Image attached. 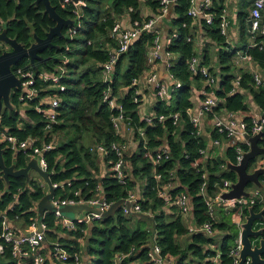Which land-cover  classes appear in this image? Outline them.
<instances>
[{"label":"trees","instance_id":"trees-1","mask_svg":"<svg viewBox=\"0 0 264 264\" xmlns=\"http://www.w3.org/2000/svg\"><path fill=\"white\" fill-rule=\"evenodd\" d=\"M51 2L62 17L73 19L75 23L63 28L64 37L55 36L52 39L54 45L60 46L59 49L47 48L41 52L47 60H36L38 70L33 68L28 58L21 59L13 67L16 74L19 68L35 72L33 87L38 90L37 97L28 101L26 107L32 122H25L20 118L19 109L23 107L24 102L19 98L21 90L15 89L11 95L14 108L3 109L0 126L19 139L37 138L38 144L41 141L50 142L54 135L57 136L58 145L45 154L48 170L53 183L69 181L71 184L56 189V196H73L76 190H80L81 197L91 199L98 197L102 190L104 200L113 204L121 198L129 197L130 190L140 180L146 179L139 205L142 213L150 214L153 218L126 214L121 207L113 216L94 220L89 225L77 224V228L69 232L72 237L64 238L60 234L67 233L66 230L57 224L54 214L48 213L44 217V222L49 227L47 240L52 243L60 242L74 254L81 249L77 239L85 237L89 244V253L96 255L93 264H116L117 255L127 254L132 249L135 251L125 258L123 263L139 261V264H152L148 250L154 221L156 241L162 249V255L176 257L175 264H210V260L217 255V246L221 263L232 264L229 251L239 234L236 221L239 218L244 219L248 208L241 211L235 208L231 212L221 209L218 212L220 218L214 221L213 228L216 230L215 235L222 233L219 244L216 237L202 232L189 235L188 227L178 208L173 203H166L159 195L162 184L174 183L168 191L170 196L173 198L179 193H185L192 205L196 226L203 225L210 220L206 197H214L222 187L224 179L232 182L237 180L236 172L228 169L227 163H236L237 146L248 149L246 143L233 142L214 128L213 141L224 138L228 146L224 157L213 154L209 140L203 134H197L191 121L190 109L194 106L193 88L200 89V84L205 81L201 74L191 72L188 63L197 55L194 45L195 33L191 26L194 18L188 14L191 0H175L172 16L169 17L171 28L166 52L178 56V60L170 66V72L182 82V86L175 90L169 102L157 97L155 103V116L180 113L181 127L174 124L172 118L162 122L156 118L154 123H147L139 111L141 102L135 101V86L132 84L151 66L149 52L157 37L156 32H141L131 42L127 52L120 56L110 81L105 82L103 78L104 63L118 47L117 40L111 37V30L117 18L125 13L130 15L132 22H142L141 0H86L87 5L82 8L80 19L76 18L75 5L72 2ZM146 3L153 9L155 16L161 13V0H146ZM214 10L218 12L220 8L215 7ZM79 22L81 24L77 26ZM218 22L216 19L209 25L205 20L202 21L211 38L224 47L220 49L218 56L221 78L216 87V95L220 103L208 112L206 117L211 123L216 114L226 109L243 112L246 121L251 122L253 114L244 101V95L240 91H232L233 80L238 76L240 87L246 89L260 108L264 109V77L261 84H257L253 73L245 68L233 71V58L237 51L228 46ZM54 25L55 22L44 12V5L37 4L36 0H0V32L6 29L9 37L17 39L26 47L34 42V33L40 38H45L49 28ZM73 27L78 29L71 37L69 32ZM255 41L257 46L246 44L244 51L251 55L264 72V37H258ZM6 49L7 46L0 42V53ZM64 59L66 62H63ZM200 62L201 65H209L210 57L207 52ZM58 66H63L66 70L60 79V84L65 86L64 91L52 88V82L39 78L41 72H58ZM124 88L128 91L122 96ZM109 90L111 98L122 105L125 121L133 129L134 139L138 141L135 151L123 154L126 164L124 183L120 182L113 169L119 156L117 151L112 149V145L116 143L123 146L125 142L114 126V118L119 115V110L111 108L104 100V94ZM47 95L60 98L57 123L52 124L50 130L46 129L45 115L38 110L41 99ZM201 98L204 99L205 95ZM88 140H94L107 149L105 158L112 172L102 179L96 176L99 171L97 157ZM260 144L264 145V139ZM163 145L167 146L170 155L155 165L151 156ZM201 150L206 152L202 154ZM4 158L7 165L15 163L18 168H22L26 166L29 154L19 152L17 158L13 159L12 152L5 149ZM158 175L161 178H158ZM10 180V185L7 186L0 168V211H5L14 224L25 231L36 220L37 204L48 192V188L41 180L32 178L27 185L23 176L11 177ZM251 186L253 184L249 185ZM166 207L173 213L166 212ZM255 210L259 211V206L256 205ZM230 213L236 217L235 220H231ZM1 234L0 219V237ZM183 235H189L185 246L179 242V237ZM4 246V252L0 253V264H17L11 246L7 243H4ZM52 252L51 259H46L45 264H76L74 258L60 261Z\"/></svg>","mask_w":264,"mask_h":264},{"label":"built area","instance_id":"built-area-1","mask_svg":"<svg viewBox=\"0 0 264 264\" xmlns=\"http://www.w3.org/2000/svg\"><path fill=\"white\" fill-rule=\"evenodd\" d=\"M72 2L75 5V15L77 19H80L82 16V8L87 5L86 0H79L78 2H74L73 0H65L64 3ZM171 0H161V13L157 16L149 18L146 21L133 22V28L131 29H123L122 26L116 22L113 29L111 30V37L117 40L118 47L111 52V56L109 59L104 63L103 68V78L105 82H109L114 71L115 65L118 62L120 56L127 52L129 45L131 42L136 39L141 32L148 31V32H156L157 37L155 39L154 45L151 47L149 52V58L151 65L155 63L157 60H161L163 58V54L161 52L162 44L160 41V36L158 31L156 30V23L159 19L164 18L169 11V5ZM175 2V0H174ZM215 6L212 0H206L205 2L201 3L199 6H195L194 0H191V7L189 9L188 14L192 16L194 19L202 18L205 22L209 25L213 24V22L217 19L219 20V27L221 34L227 38V31L230 25V20L228 17L227 9L221 8L220 11L216 12L214 10ZM252 16V31L254 33L260 32V34L264 37V0H255L254 6L251 10ZM80 22L77 26H80ZM78 27H73L70 29V36L72 37L77 33ZM227 42V40H226ZM257 46L258 44H253ZM263 45L260 46L262 48ZM69 49V47H66ZM168 59L172 57V53L165 52ZM241 58L247 61L253 60L251 55L247 52L241 53ZM66 62V59L63 60ZM189 68L191 72L194 74H201L207 83V88L203 91L205 98L203 99L202 107L198 110V114L194 115L191 114V121L194 124L195 129L197 130V134H202L201 129V116H205L208 112H211L214 108L218 106L220 103L219 98L216 95V83L217 77L214 75L211 70L205 66L201 65L200 58L195 55L189 60ZM173 63H169V67L172 66ZM66 72L63 66H58V72H41L39 74V78H41L45 82H52L51 87L54 89H59L60 91L65 90V86L60 84V79L63 74ZM17 76L22 80V90L20 91V100L24 102L25 105L28 104V101L34 100L37 97L38 90L33 87L35 84V72L30 70H23L19 68L17 70ZM171 76L175 79L174 85L169 89L163 82L158 80V77L155 73H152L148 76L147 81L150 84L155 86V94L156 97L160 98L161 100L169 101L171 100L173 93L175 90L182 86V82L177 80L174 75L171 73ZM255 80L257 84H261L262 79L259 74H254ZM138 80L135 79L133 81V86H135V101L141 102L142 101V91L139 88ZM240 88V81L237 79L234 83V91H239ZM104 100L109 103L111 108H116L119 110V115L114 118V126L116 129L119 128L121 122L125 121V115L122 109V105L117 104L116 100L111 98L110 90L105 92ZM60 103V98L57 96L51 95V101L46 106V108L42 109L40 106L38 110L42 112L47 120L46 129L50 130L52 124L57 123V117L59 115L57 108ZM141 104V103H140ZM140 106V105H139ZM191 111V110H190ZM224 111V110H222ZM221 111V112H222ZM221 112L216 114L213 119V126L216 128L219 133L226 135V138H230L233 142H242L248 145V149H244L242 146H237V156H236V163L239 164L244 154L250 149V142L245 137L247 134L250 136H254L260 133L264 128V118L262 114H264V109L261 112L260 116L252 117L251 122H247L245 117L246 115L243 112H239L241 115H244V119L240 123L237 122L233 118L235 111H229L230 118L224 120L221 117ZM141 113V112H140ZM142 115V114H141ZM180 113L172 112L168 115H149L144 114L142 117L146 120L147 123L152 124L154 123L155 119L157 118L160 122L172 118L174 124L178 125L180 123ZM49 132V131H48ZM143 135V132L140 131ZM229 139V140H230ZM54 138L50 142L41 141L38 144L39 139L34 137H28L26 139H19L16 135H13L8 132L7 129H4L0 126V142L3 144V147L11 152H27L29 157L32 159L34 157L39 159L40 166L44 170H48V163L45 158V154L48 151H51L55 148ZM215 143L219 144L220 140H216ZM96 149L103 154H108L107 149L103 145H96ZM112 149L117 151L119 159L114 163V172L117 178L120 180L121 183L125 182L126 177V164L125 160L123 159V154L125 151L124 146L121 144L114 143L112 145ZM206 151L201 150V153L204 154ZM169 151L166 145L161 146L159 150L156 151L155 155L151 156L153 163L159 164L164 157H169ZM260 157V156H259ZM257 157L256 162H253V168L257 167H264V158ZM205 177V176H204ZM158 178H161L158 175ZM43 183V182H42ZM44 184V183H43ZM70 185L71 183H53L55 190L59 187L64 185ZM233 182L224 179L222 183V187L216 193L214 197H206V203L208 206V212L210 215V220L206 221L201 226H190L188 228V233L195 234V233H205L208 236H215L216 230L213 228L214 221L217 220V214L222 209L226 212H231L235 208H239L240 211L243 208H248L250 206L255 207L256 205L259 206V209L264 207V193L261 191L259 187H254V189H246L249 194L248 196H241L240 198H232V199H225L223 198V194L227 193L231 190ZM45 185V184H44ZM205 185V183H204ZM202 186V191H204V187ZM173 187L170 183H164L161 185L159 189V195L163 198L166 203H173L177 206L181 215H189L192 211L190 206V200L185 193H179L176 197H171L169 194V189ZM1 196V191H0ZM103 198V197H101ZM130 202H134L135 204L128 208L123 205L124 212L126 214H130L131 211L141 212V207L137 198L134 194H129V197L126 198ZM52 204L56 208L54 211H46L44 216L39 219V215L34 222L30 224V226L25 230L20 232L19 227H17L14 222L9 218L5 211H0V219L2 220V234L0 237V253L4 252L5 246L4 243H7L11 246L13 258L16 260L17 264H45L46 255L43 252V242L45 241L47 232H48V225L44 222V217L48 213H52L55 216V220L58 225L66 230V234L69 235L70 231H73L77 228V224H91L94 220H98L103 218L100 213H92L87 212L81 215L78 219L73 220L60 212V208L66 205H79V204H90V205H100L102 211H106L110 208L112 204L107 203L105 200L100 202V198L95 197L91 199H86L81 197L80 190H76L72 195H67L65 197L54 196L52 199ZM38 207V205H37ZM36 207L37 213L38 209ZM243 218H239L236 221V225L239 228V234L236 238L234 244L230 247L229 256L232 259V264H240V252L242 249L241 238H240V224ZM87 233V230L86 232ZM221 233V232H220ZM80 243L82 242L83 238L77 239ZM53 244L52 253H54L58 260L60 261H67L71 258H74L76 264L80 261V254L79 251L71 254L60 242L55 241ZM135 250L132 249L127 254L119 255V260L123 264L125 258L129 257ZM148 257L152 264H165L171 263L172 261L175 262L174 256H163L162 249L158 245L157 241L154 239L151 245H149L148 250ZM220 261V251H217V255L210 260V264H217ZM244 264H251L250 258L246 260Z\"/></svg>","mask_w":264,"mask_h":264},{"label":"crops","instance_id":"crops-1","mask_svg":"<svg viewBox=\"0 0 264 264\" xmlns=\"http://www.w3.org/2000/svg\"><path fill=\"white\" fill-rule=\"evenodd\" d=\"M205 1L206 0H194V4H195V6H199L201 3L205 2ZM212 1L214 3L215 7L220 8V9L221 8L227 9L228 17L230 20V25L228 27L227 38H226L227 44L230 48L237 51L236 55L233 58V64H234L233 71L237 72L238 69L245 68L249 72L253 73V75L255 73L259 74L261 79H263L264 72L260 69V67L258 66V64L254 60L247 61V60H244L241 58V56H242L241 53L244 52V46L246 44H248V45L255 44L256 38L262 36L260 34V32L258 35H256L252 31L251 25L249 24V21L252 20L251 10L254 6L255 0H212ZM140 9H141V15H142L143 21H146L149 18H152L155 16V12L153 11V9L149 5H147L146 0H141ZM171 16H172V14H171ZM202 21H203L202 18L194 19V21L192 22V25H191L193 28V32L195 33V43H194L195 51L197 52V56L200 59L202 58V56L206 52L209 54L210 62H209V65H205V66H207L211 70V72H213L214 75L217 77V83H216V87H217L218 82H220V78H221V69H220V65L218 63V59H219L218 56H219L220 49L224 48V47H222V45L220 43H218L217 41H215L214 39L211 38V36L205 30L204 25L202 24ZM116 22L119 23L123 29L133 28V22H132L130 15L128 13H125V14L119 16L117 18ZM262 22L264 24V19ZM155 27L159 33V36H160V41L162 44L161 52L163 54V58L161 60H157L155 63H153L148 68V70L145 71V73L138 80L139 88L142 91V95H141L142 101H141V104L139 106V111L141 112L142 115H144V114L155 115V103L157 101V97L155 94V91H156L155 86L153 84H150L147 81L148 76L150 74L155 73L158 77V80L163 82L169 89L175 83V79L171 76L169 63L170 62L171 63L176 62L178 60V56L173 54L172 57L170 59H168L166 54H165L167 43H168V38H169V30L171 28V23H170L169 18L159 19L158 22L156 23ZM248 29L250 30L252 36L249 37L248 40L246 41V35L248 32ZM253 34H255V35H253ZM243 42H244V45H243ZM212 63H215V64L212 65ZM214 67H216L215 70L213 69ZM236 72H234V73H236ZM237 79H239L238 76H236V78H234L233 83H235V81ZM206 88H207L206 81H203L200 84V89H198V87L193 88L192 100H193L194 106L192 109H190L191 114H194V115L198 114V110L202 107V104H203V99L201 98V96L204 94L203 91ZM127 91H128V89L124 88L122 91V96H124L127 93ZM239 91L244 95V101L247 103V105H248L251 113L253 114V116L254 117L260 116L263 109H261L260 106L254 101L253 97L247 92L246 89H243L240 87ZM246 98H248L249 102L246 101ZM50 101H51L50 95L44 96L41 99L40 106L44 105L46 107L50 103ZM27 106L28 105L23 104V107H20V109H19L20 118L25 122H32L31 118L27 114V108H26ZM44 108H42V109H44ZM235 112H236V114H234L233 118L235 120H237L238 123H240L242 121V119H244V115H241L239 113L240 111H235ZM221 117L224 120L229 119L230 118L229 111L226 109L224 111H222ZM245 119H246V117H245ZM200 122H201L200 124H201L202 134L209 140V146H210V148H213V154H217V155L224 157L225 152H226V148L228 146L227 140L222 138V139H220L219 144L215 143L212 139V130L214 129L213 121L210 123V121H208V119L205 115V116H201ZM20 124L22 125V123H20ZM179 126L181 127V124H179ZM116 131H117V133H119L121 135L122 139L125 142L123 145L125 148V151L126 152L135 151L137 148L138 141H136L134 139L133 129L131 127H129L126 122L123 121V122H121L119 128L116 129ZM53 141H54L55 146H57L59 143V139L57 138V136L54 135ZM88 143H89V145H91V150L96 154V157H97V165H98L99 171H98V173H96V176L99 179H102L103 177L110 174L112 172V169H110V167L108 166V163L106 162V158H105L106 154H103L102 152H100L96 149L95 146L99 145V144L96 143L94 140H92V142L88 140ZM262 146H264V145H262ZM18 154H19V152H15V153L12 152L13 159H16ZM260 157L264 158V155H261ZM30 159L31 158L29 157L28 162ZM253 162H256V160H254ZM252 167H253V165H252ZM260 179H261L262 184L264 185V174L260 176ZM40 180H41V178H40ZM146 183H147L146 181L138 183L129 192V194L135 195L138 202L140 201V199L143 198V192H144ZM173 186H174V183H173ZM254 187H256V186H254ZM260 189L262 191L264 189V186ZM101 197H103L102 190L99 193V198H101ZM190 206L192 208L191 203H190ZM37 209H38V207H37ZM165 210H166V212L173 213V211L170 210L169 207H166ZM219 216H220V214L218 213L217 218H220ZM184 218L187 219L186 222H188V220H191L193 222L194 221L193 212L191 211L189 213V215H186ZM190 226H193V225H191V224L186 225V227H188V228ZM22 231L23 230L20 229V232H22ZM87 233H88V230H87ZM87 233H86V235H87ZM60 236L64 237V238H69V236L66 233H61ZM221 236H222V233H219V232L214 236L217 238V240H219V244L221 242L220 241ZM46 237H47V235H46ZM188 238H189V235L180 236L179 242L183 246H185V245H187ZM154 239L156 240V235H155V231L153 230L152 238H151L149 245H151V243L153 242ZM51 243L52 242L50 240H47V238H45V241L43 242V252L46 255V259H48V260L51 259V250H50L51 249ZM80 244H81V249L79 250L80 261L77 264H93V261L96 258V255H91L89 253V244H88V241L85 240V237L83 238V240ZM216 251H219L218 246L216 247ZM175 259H176V257H175ZM174 261L176 262V260H174ZM175 262L172 261L171 263H165V264H175ZM116 264H122L119 260V255H117V258H116ZM123 264H139V261H132L130 263H123Z\"/></svg>","mask_w":264,"mask_h":264},{"label":"water","instance_id":"water-1","mask_svg":"<svg viewBox=\"0 0 264 264\" xmlns=\"http://www.w3.org/2000/svg\"><path fill=\"white\" fill-rule=\"evenodd\" d=\"M59 1L62 4L65 2V0ZM73 1L78 2L79 0ZM36 3H42L44 5V12L55 22V25L50 27L47 31L45 38H40L34 33V42L31 46L26 47L17 39L9 37L6 29L0 32V42L7 46V49L0 53V115L4 108H14L11 103V95L14 90H22V80L14 72L13 67L17 65L21 59L28 58L33 68L38 70L36 60H47V58L41 55V52L47 48L59 49L60 46L54 45L52 39L55 36L64 37V33L62 32L63 28L75 23L73 19L62 17L51 0H36ZM173 5L174 0H171L166 18L171 16ZM249 24L252 25V20L249 21ZM262 116L264 118V114H262ZM245 137L250 142V149L244 154L242 161L239 164L227 163L228 169L236 172L237 180L233 182L231 190L223 194V198L225 199L248 196L249 192L246 189L251 184L260 188L264 186L260 179V176L264 174V167L252 168L253 161L256 160L257 157L264 155V146L260 144L261 140L264 138V128L260 133L254 136L247 134ZM4 153L5 148L0 142V168L7 186L10 185L11 177L19 176L25 177L26 184L28 185L31 178V171L34 170L48 188V192L38 202L39 219L44 216L46 211H54L56 208L52 204V199L55 196V188L51 180L50 172L44 170L40 166L39 159L34 157L29 160L26 166L17 168L15 163L11 165L6 164ZM103 200L104 198H100V202H103ZM134 204L135 201L130 202L126 198H121L113 203L106 211H102L100 205L90 204L66 205L62 206L59 210L63 215L76 220L87 212L100 213L102 217H110L115 215L123 205L131 208ZM130 214L150 219L153 218L150 214L142 212L131 211ZM153 230H155L154 221ZM240 238L242 244L240 264H244L248 258H250L251 264H264V207L259 211H256L253 206L248 207V213L244 216L240 224ZM217 264L222 263L218 262Z\"/></svg>","mask_w":264,"mask_h":264},{"label":"rangeland","instance_id":"rangeland-1","mask_svg":"<svg viewBox=\"0 0 264 264\" xmlns=\"http://www.w3.org/2000/svg\"><path fill=\"white\" fill-rule=\"evenodd\" d=\"M255 34L258 35L259 32L255 33ZM255 34H253V35H255ZM251 36H252V34H251L250 30L248 29V32H247V35H246V41H247L248 38L251 37ZM243 45H244V42H243ZM234 48H235V47H234ZM213 64H215V63H212V65H213ZM213 69L215 70L216 67H214ZM246 101L249 102L248 98H246ZM252 168H253V167H252ZM30 177H31L32 179H35V180H40V176H39V175L37 174V172H35L34 170L31 171ZM144 181H146V179H142V180H140L139 183L144 182ZM248 189H249V190H250V189H254V186L248 187ZM262 192L264 193V189L262 190ZM230 214H231V215H230ZM230 214H229V217L231 218V220H233V219L235 220L236 217L233 216V213H230ZM181 216L183 217V221L185 222L186 225H190V224H191V225H193V226H196L195 221L192 222L191 220H188V222H186L187 219L184 218L185 216H184V215H181ZM218 249H219V246H218ZM195 264H204V263L195 262Z\"/></svg>","mask_w":264,"mask_h":264}]
</instances>
